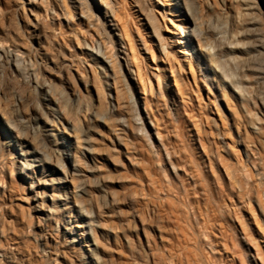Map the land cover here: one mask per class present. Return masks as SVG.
Listing matches in <instances>:
<instances>
[{
    "label": "bare ground",
    "instance_id": "6f19581e",
    "mask_svg": "<svg viewBox=\"0 0 264 264\" xmlns=\"http://www.w3.org/2000/svg\"><path fill=\"white\" fill-rule=\"evenodd\" d=\"M16 1L15 22L8 18L0 26V74L6 78V82H0V101L12 99L9 109L0 114V218L10 206L14 191L12 183L5 179V172L9 171L12 176L13 171H16L24 192L23 201L28 205V216L36 219L31 236L35 253L40 254L39 260H42L40 264H105L100 253L101 242L97 237V228L101 223L98 220L100 215L95 212V204L108 208L116 206L119 200L116 195H111L104 189L108 179L100 175V168L96 166L97 150L92 144V124L111 119L116 126H120L123 133L132 125L135 134L148 141L157 158L160 152L157 147L154 148L145 127L139 97L136 96L133 85L132 58L125 47L119 26L114 22L120 2ZM170 1L174 2L171 12H178L176 16L169 14L171 20L176 18V27L181 31L185 29L186 32L181 44L186 55L191 53L199 64L202 63V56H205L213 67V70L205 69L207 73H203V83L209 80L212 84L214 79L211 78L210 81V73L217 74L232 86L243 103L252 101V96L256 93L251 90L264 83V69L254 65L256 59L264 54V32L261 29L262 21L255 11L258 10L257 6L250 3V0H239L243 11L239 15L240 38L235 39V42L233 38L229 39L225 31L222 34L217 29L219 15L213 14L210 21H204L197 0ZM219 1L223 6L224 0ZM134 3L151 31V41L152 38L155 39L161 51L165 52L168 42L159 32L160 25L153 5L148 0H134ZM208 6L211 9L209 3ZM78 9L81 10L79 18L89 21L87 28L81 27L82 32L71 25V19H74ZM93 27L95 34L89 30ZM135 30L138 38L130 42L131 50L134 51L133 58L138 59L137 55L150 51L151 46L145 35L140 34L138 29ZM194 41H198L203 54L196 52ZM242 54L249 56L244 62L240 61ZM227 63L231 66L239 65L237 75H231L227 71ZM151 74L158 77L156 73ZM111 81L118 91L117 105L112 102ZM19 87H22L21 91L18 90ZM260 101L264 107V97ZM145 105L147 106L146 103ZM173 108L174 101L171 99L167 109L173 119H176V110ZM66 113H72L77 120L67 118ZM246 114L248 116L247 112ZM78 115L84 119L88 115V119L82 123ZM149 120L152 122L150 118ZM58 126L71 130L76 140L81 139L84 143L81 156L71 145L65 146L64 142H59L62 139L58 135ZM259 129L253 125L254 132L258 133ZM215 135L220 136L218 131ZM111 144L112 150H115L116 145L121 144V137L116 138L115 145L113 142ZM160 145L166 158L170 160L171 154L167 146L164 143ZM5 156H11L8 162ZM129 156L130 164L136 163L137 152L134 151ZM170 164L176 173V167L173 163ZM250 164L255 169L257 181L263 183L264 168L252 161ZM233 173L230 175L237 191H245L244 197L249 201L252 194L251 185L248 184L249 174L244 176L243 182ZM190 179L199 199H194L185 184L177 186L171 184V181H168L162 195L169 202L175 219L183 222L179 233H182L180 235H183L188 251L193 253L192 263H188L214 264V257L210 258L204 252L205 246L209 247L207 252L213 251L212 241H209L210 233L204 223H200L201 213L195 209H201L200 206L204 205L201 202L204 201V208L208 207L210 211L206 214L208 222L215 221L218 217L225 220L230 216V210L222 203V188L207 180L201 169L197 174L191 175ZM95 192L97 198L93 200ZM150 212L154 213V210L150 209ZM136 217L133 210L126 221H121L123 233L130 229L138 230ZM139 221L142 225V221ZM6 232L7 229L0 221V264H37L30 262V253L28 259H23L14 252L16 248L2 244ZM126 237V242L133 244V239ZM203 242H206L205 246ZM147 243L149 247L148 240ZM182 247L180 245L179 248L184 249ZM147 250H142L144 263L156 264ZM138 254L143 258L140 252Z\"/></svg>",
    "mask_w": 264,
    "mask_h": 264
},
{
    "label": "rangeland",
    "instance_id": "374dc122",
    "mask_svg": "<svg viewBox=\"0 0 264 264\" xmlns=\"http://www.w3.org/2000/svg\"><path fill=\"white\" fill-rule=\"evenodd\" d=\"M14 1L16 0H0V26L8 21V18L15 22L17 13L14 7L17 1ZM121 1L117 0L120 5L117 6L114 22L118 24L125 47L132 58L133 85L135 94L139 97L145 127L154 148L157 147L160 152L157 158L148 141L137 136L132 125L123 133L120 126H116L111 119L92 124L94 125V131L91 133L92 144L97 150L96 166L100 168V175L108 179L104 189L111 195H116L119 200L116 206L108 208L95 204V212L100 215L98 220L101 226L97 228V237L101 242L100 253L105 259L104 263L145 264L142 253L145 249L153 255L151 259L153 257L156 264H177L179 259L178 264L192 261L193 253L191 250L188 251L185 239L183 240V235H180L182 233H179L183 222L175 219L169 202L167 203L162 194L168 181H171V184L177 186L185 184L194 199H199L190 176L197 174L201 169L207 180L222 188V203L230 210V216L225 220L218 217L215 221L208 222L206 214L210 211L208 207L207 210L204 208L206 203L202 201L203 207L201 205V209H195L201 213L200 223H204V227L210 233L209 241L213 244V251L207 252L209 247L203 242L205 254L210 258L214 257L212 258L214 264H264V182L257 181L255 169L250 164L252 161L264 168V107L260 101L264 97V83L253 90L249 89L256 93L252 96L254 101L244 103L237 97L232 86L217 74L210 73V81L211 78L214 79L212 84L209 80L203 83V73L207 69L213 70V67L205 56H202V63L199 64L191 53L186 55L184 46H181L185 29L181 31L177 28L176 18L171 20L169 15L178 14L177 11L171 12L174 2L148 0L155 9L154 13L160 25L159 32L168 42L166 51L162 52L158 42L153 38L151 41V31L142 20L134 0H125L124 3ZM251 2L257 6L258 10L255 11L262 21L261 29L264 32V0H250ZM197 4L204 21H210V16L217 14L220 16V22L216 24L217 29L222 34L225 31L230 40L240 38L239 15L243 11L241 1L224 0L222 6L219 0H197ZM80 12V9L76 10L71 25L75 30L82 32L81 27L87 28L89 21L86 18H79ZM135 29L145 35L149 40L148 45L151 46L150 51L137 55L138 59L133 58L134 51L131 50L130 42L138 38ZM89 30L95 34L94 27ZM194 43L196 52L203 54L198 41ZM248 57L247 54H242L240 61L244 62ZM254 65L264 69V54L256 59ZM226 66L231 75L238 74L239 65L231 66L227 63ZM151 73L158 74V77ZM3 76L0 74V82H6ZM111 83L112 102L117 105L118 91L114 82ZM19 88L21 91L22 87ZM171 99L174 101L176 119H173L167 109ZM11 100L0 101V114L3 110L9 109ZM66 117L77 120L72 113H66ZM78 117L82 123L88 119V115L85 119L81 115ZM207 119L215 122H208ZM253 125L260 128L258 133L253 131ZM58 127L61 134L58 135L62 139L59 142H64L65 146L71 145L70 147L81 156L84 149L81 139L73 138L71 130ZM217 131L219 137L215 135ZM118 136L121 137V144L112 150L111 143L115 145ZM80 143L82 144L79 146ZM160 143L167 146L171 154L170 160L166 158ZM133 150L137 152V159L136 163L130 164L129 155L134 152ZM10 158L11 156H5L7 162ZM170 163L176 167V173ZM231 173L243 182L244 176L249 174L248 184L252 189L249 201L244 197L245 191H242L243 193L237 191ZM12 174L11 176L9 171L5 172V179L12 183L14 191L13 195L11 194L10 206L0 218L1 224L7 229L2 244H8L12 249L16 248L14 252L23 259H28L30 253V262L40 264L42 260H39L40 254L35 253L31 236L35 230L36 219L28 216V205L23 201L24 192L20 186L21 180L18 179L16 171ZM96 193L92 195L93 200L97 198ZM150 209L154 210V213L150 212ZM133 210L138 218V230L130 229L123 233L121 221H126ZM139 220L142 221V225ZM126 236L133 239V244L126 242ZM52 238L55 239L53 234ZM180 245H183L182 248L187 252L179 248ZM179 252L183 255L178 254ZM188 258L190 259L187 260Z\"/></svg>",
    "mask_w": 264,
    "mask_h": 264
}]
</instances>
